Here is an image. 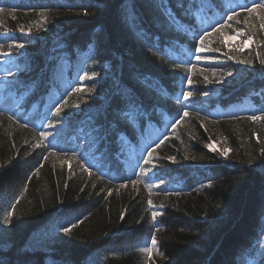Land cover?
Returning <instances> with one entry per match:
<instances>
[{"label": "trees", "instance_id": "trees-1", "mask_svg": "<svg viewBox=\"0 0 264 264\" xmlns=\"http://www.w3.org/2000/svg\"><path fill=\"white\" fill-rule=\"evenodd\" d=\"M251 4L0 0L3 51L25 44L0 56V196L15 205L7 224L0 210V264H264ZM237 32L250 45L229 49ZM153 233L150 259L139 249Z\"/></svg>", "mask_w": 264, "mask_h": 264}, {"label": "snow or ice", "instance_id": "snow-or-ice-1", "mask_svg": "<svg viewBox=\"0 0 264 264\" xmlns=\"http://www.w3.org/2000/svg\"><path fill=\"white\" fill-rule=\"evenodd\" d=\"M164 2H165V0H162V3H164ZM241 11H245V12H247L249 15H251V14H253V13H256L257 16H258V18L262 21V23L260 24V28H261V30H264V15H262V14H264V2H262V0H252V4H251V6H243V7L241 8ZM4 12H5V9H4V8H0V13H4ZM41 15L43 16V13H41ZM238 15H240V12H237V11L233 10V11L227 13V20H232L234 16H238ZM227 20H224L223 22H218L216 25L212 26L211 30H212V31H219L220 28H222V27L227 23ZM20 31H21V32H24V28L21 27V28H20ZM209 34H210L209 31H208V30H205V31L203 32L202 35H199L198 38H199V41H200V44H201V45H203V42H204L205 37L208 36ZM239 35H240V33L237 32L235 36H231V37H229V38L234 40V39H236L237 36H239ZM250 42H251V37H249L248 40H245V41H244V44L247 45V44H249ZM4 47H5V45L0 44V56L8 57V56H11V55H12V49H13V48H15L16 50H19V49L24 48V47H25V44H24V43L8 44V45H7V48H8V51H7V52H4V51H3V48H4ZM204 50H205V49H204L203 47H197V48H196V52H198V53H199V52H202V51H204ZM197 59H199V57H197ZM229 59H233V58H232V57H229ZM242 62H243V61H241V63H242ZM261 63L264 64V60H262ZM228 75H231V73H228ZM191 82H192V81H191V76H189L188 83L191 84ZM75 90H76V91H79L80 89H75ZM182 95H183V99H184L185 101H187V100L189 99V97L192 96V92H191V91H185V92L182 93ZM61 110H62V107H61L59 104L56 105V110H55V112H53V115H55V116H59ZM187 115H188V112L185 111V112L183 113V116L180 117V119L182 120V119H183L185 116H187ZM248 119L255 121V120H259V119H264V116L250 115V116L248 117ZM179 122H180V120H177L175 123L178 124ZM48 126H49V127H54L53 124H49ZM173 127H175V124H173ZM47 135H48V134H46V133H41V139H42V140L46 139V138H47ZM160 143H163V140H161ZM156 147H159V144H157ZM209 148H211V145H209ZM226 151H227V150H225V152H226ZM262 153H264V149H262ZM151 154H152L151 151H149L148 155L151 156ZM45 159H46V157H45ZM168 159L174 161V157H168ZM145 163H148V160H145ZM81 167H84V166L81 165ZM84 170H85V171H89L88 168H84ZM142 171H143V170H142ZM148 171H150V170H148ZM89 174H91V173L89 172ZM143 174H144V175H147V171H143ZM29 179H31V177H29ZM133 183H136V181H133ZM122 186H123V185H122ZM157 186H158V185H157ZM148 203H149V205L151 206V203H152V202H151L150 200H149ZM12 207L14 208L15 205H13ZM12 214H13V213H12L11 211H9V212L7 213V215H6V217H5V223H8V221H9V219L11 218ZM157 215H159V213H157V212H153V213H152V218H153V220H155V218H156ZM73 227H74V226H73ZM63 231H64V233L67 235V234H69V233L72 231V228H70V227H65V228L63 229ZM156 245H157V240H156L155 233H153V234H152V238H151V247L145 245L144 247H141V248L139 249V251L148 254L149 258L151 259L152 252H153V250L155 249Z\"/></svg>", "mask_w": 264, "mask_h": 264}, {"label": "rangeland", "instance_id": "rangeland-1", "mask_svg": "<svg viewBox=\"0 0 264 264\" xmlns=\"http://www.w3.org/2000/svg\"><path fill=\"white\" fill-rule=\"evenodd\" d=\"M235 35H236V33L232 34V35H228L225 38L229 49H235V48H240V47L241 48H246V47H248L250 45V43L245 45L244 41L248 40V39H246L244 37H241L240 35L237 36V38L234 39V40L229 38V37L235 36ZM211 148H213V146H211ZM6 202H7L6 195L5 194L1 195L0 196V210L2 211V213L4 215V217H3L4 223H5V217H6L7 213L9 211H11V208H12V205L9 207L8 203H6Z\"/></svg>", "mask_w": 264, "mask_h": 264}]
</instances>
